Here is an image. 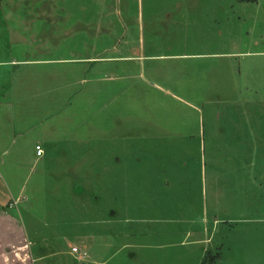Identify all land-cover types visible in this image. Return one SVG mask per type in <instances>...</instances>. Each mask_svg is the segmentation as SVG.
Listing matches in <instances>:
<instances>
[{
	"label": "rangeland",
	"instance_id": "374dc122",
	"mask_svg": "<svg viewBox=\"0 0 264 264\" xmlns=\"http://www.w3.org/2000/svg\"><path fill=\"white\" fill-rule=\"evenodd\" d=\"M48 3L57 33L98 21L114 31L60 45V57L108 58L115 46L130 57L106 94L87 84L43 158L54 171L45 231L65 237L58 261L155 264L190 230L202 242L173 249V264H201L206 239L212 252L227 242L217 264H264V0Z\"/></svg>",
	"mask_w": 264,
	"mask_h": 264
},
{
	"label": "crops",
	"instance_id": "0c3cea01",
	"mask_svg": "<svg viewBox=\"0 0 264 264\" xmlns=\"http://www.w3.org/2000/svg\"><path fill=\"white\" fill-rule=\"evenodd\" d=\"M48 1L2 0L0 3V264H62L58 261L61 252L57 245L65 237L57 238L51 231H45L49 217L43 199L45 192H41L52 180L49 175L54 171L45 166L43 158L51 156L56 144L62 142L61 126L65 130L71 124L70 110L75 108L77 100L86 99L87 84L95 83L101 94H106L105 85L112 88L122 78V67L117 63L122 58L130 59L120 55L116 46L108 58L82 52L60 57V45L66 51L71 42L113 37L114 31L110 28L112 24H107L105 29L98 21L94 25H70L59 36L54 7ZM91 72L95 73L93 79L89 78ZM36 146H40L42 156H37ZM33 173L36 176L31 180ZM57 183L54 179L53 188ZM148 232L158 234L155 230ZM164 234L172 233L162 231L161 236ZM195 236V232L188 230L177 244L164 245L172 249L168 253L171 257L152 261L173 264V249L202 242L194 241ZM92 242L86 238L87 251L91 250ZM205 242L203 258L207 253L219 254L210 264L221 262L227 242L218 244L214 252L208 246L209 239ZM151 244L145 242L142 247L150 249ZM157 247L163 250L161 245ZM89 261L84 258L74 263L91 264ZM102 261L105 264L108 259Z\"/></svg>",
	"mask_w": 264,
	"mask_h": 264
},
{
	"label": "trees",
	"instance_id": "16d2710c",
	"mask_svg": "<svg viewBox=\"0 0 264 264\" xmlns=\"http://www.w3.org/2000/svg\"><path fill=\"white\" fill-rule=\"evenodd\" d=\"M1 1L2 0H0V3ZM218 257H219V254L212 255L211 253H207L205 257L203 258V261L201 262V264L213 263Z\"/></svg>",
	"mask_w": 264,
	"mask_h": 264
},
{
	"label": "built area",
	"instance_id": "2783aa9c",
	"mask_svg": "<svg viewBox=\"0 0 264 264\" xmlns=\"http://www.w3.org/2000/svg\"><path fill=\"white\" fill-rule=\"evenodd\" d=\"M35 152L37 153V156H42L43 151L41 150L40 146L35 147ZM73 252H76L77 249L72 248Z\"/></svg>",
	"mask_w": 264,
	"mask_h": 264
}]
</instances>
